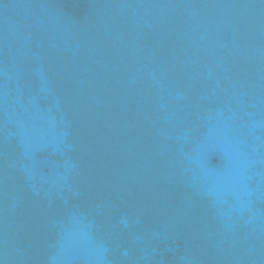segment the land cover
<instances>
[{
  "label": "water",
  "instance_id": "obj_1",
  "mask_svg": "<svg viewBox=\"0 0 264 264\" xmlns=\"http://www.w3.org/2000/svg\"><path fill=\"white\" fill-rule=\"evenodd\" d=\"M0 264H264V0H0Z\"/></svg>",
  "mask_w": 264,
  "mask_h": 264
}]
</instances>
